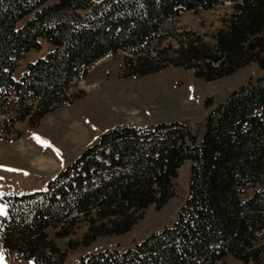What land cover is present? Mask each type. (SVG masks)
<instances>
[{"label":"trees","instance_id":"16d2710c","mask_svg":"<svg viewBox=\"0 0 264 264\" xmlns=\"http://www.w3.org/2000/svg\"><path fill=\"white\" fill-rule=\"evenodd\" d=\"M0 0V131L16 122L37 126L58 107L83 97L68 94L75 79L108 53L124 51L119 76L142 77L169 66L192 69L213 81L256 62L264 70V0H231L232 12L206 41L172 21L184 12L211 9L222 0ZM23 25L16 26L25 17ZM52 49L27 64L39 48ZM173 38L176 45L163 41ZM13 91V95L10 93ZM212 107V98L205 102ZM201 141L187 121L149 127L121 124L71 164L42 191L5 195L0 244L35 264H62L67 249L50 236L87 229L69 247L99 236L125 233L151 205L158 210L176 195L174 178L191 161L189 195L165 226L127 249L108 248L78 264H264V76L243 85L208 112Z\"/></svg>","mask_w":264,"mask_h":264},{"label":"rangeland","instance_id":"374dc122","mask_svg":"<svg viewBox=\"0 0 264 264\" xmlns=\"http://www.w3.org/2000/svg\"><path fill=\"white\" fill-rule=\"evenodd\" d=\"M231 12L232 1L222 0L211 9L186 11L172 23L177 30L193 29L206 41L213 42V35ZM28 18H23L16 26L20 27ZM169 43L176 45L173 38L163 41L162 45L165 47ZM51 49L52 45L41 37L39 48L31 49L19 60L13 78L18 80L28 63L44 57ZM125 54L121 50L108 53L90 64L87 74L75 79L68 89L69 95L85 92L72 105L66 104L47 113L35 127L27 121H18L14 133L5 135L0 131V223L5 209L3 196L45 190L48 181L59 170L116 126L149 127L164 121H187L199 132L198 141H201L206 127L204 121L212 107L236 89L264 76V70L252 62L230 75L207 82L197 78L192 69L177 66L142 77L122 78L119 71ZM10 93L13 95L12 90ZM208 98H212V107L205 106ZM5 118L0 115V127ZM41 161L43 165L39 164ZM190 168L191 161L187 159L174 178L176 195L158 210L151 205L125 233L99 236L88 246L71 249V240L82 239L87 229L85 222H80L66 237L56 238L50 230L56 244L68 250L62 264H78L82 256L108 248L127 249L149 234L173 226L176 213L189 195ZM226 261L241 264V260L232 255H228ZM0 264L35 263L7 254L0 244Z\"/></svg>","mask_w":264,"mask_h":264},{"label":"bare ground","instance_id":"6f19581e","mask_svg":"<svg viewBox=\"0 0 264 264\" xmlns=\"http://www.w3.org/2000/svg\"><path fill=\"white\" fill-rule=\"evenodd\" d=\"M39 164H40V165H43V164H44V162H43V161H41Z\"/></svg>","mask_w":264,"mask_h":264},{"label":"snow or ice","instance_id":"6c2138e0","mask_svg":"<svg viewBox=\"0 0 264 264\" xmlns=\"http://www.w3.org/2000/svg\"><path fill=\"white\" fill-rule=\"evenodd\" d=\"M35 135V134H34ZM44 143H47V141H44Z\"/></svg>","mask_w":264,"mask_h":264}]
</instances>
